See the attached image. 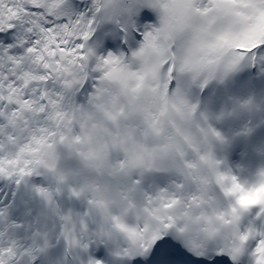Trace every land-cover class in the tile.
<instances>
[{
	"label": "snow or ice",
	"instance_id": "6c2138e0",
	"mask_svg": "<svg viewBox=\"0 0 264 264\" xmlns=\"http://www.w3.org/2000/svg\"><path fill=\"white\" fill-rule=\"evenodd\" d=\"M0 264H264V0H0Z\"/></svg>",
	"mask_w": 264,
	"mask_h": 264
}]
</instances>
